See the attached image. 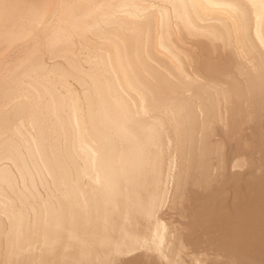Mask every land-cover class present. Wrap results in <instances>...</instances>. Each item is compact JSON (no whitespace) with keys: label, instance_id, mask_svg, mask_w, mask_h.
<instances>
[{"label":"bare ground","instance_id":"1","mask_svg":"<svg viewBox=\"0 0 264 264\" xmlns=\"http://www.w3.org/2000/svg\"><path fill=\"white\" fill-rule=\"evenodd\" d=\"M0 264H264V0H0Z\"/></svg>","mask_w":264,"mask_h":264}]
</instances>
